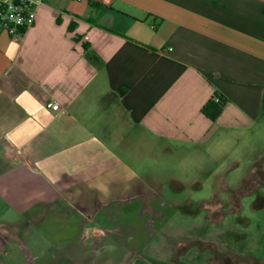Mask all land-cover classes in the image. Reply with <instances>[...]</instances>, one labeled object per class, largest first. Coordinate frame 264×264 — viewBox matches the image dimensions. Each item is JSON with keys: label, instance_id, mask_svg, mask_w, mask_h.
I'll return each instance as SVG.
<instances>
[{"label": "crops", "instance_id": "crops-1", "mask_svg": "<svg viewBox=\"0 0 264 264\" xmlns=\"http://www.w3.org/2000/svg\"><path fill=\"white\" fill-rule=\"evenodd\" d=\"M32 1L21 40L0 30V233L35 238L6 240L0 264H29L26 247L89 259L124 205L156 202L163 157L264 134V0Z\"/></svg>", "mask_w": 264, "mask_h": 264}, {"label": "rangeland", "instance_id": "rangeland-1", "mask_svg": "<svg viewBox=\"0 0 264 264\" xmlns=\"http://www.w3.org/2000/svg\"><path fill=\"white\" fill-rule=\"evenodd\" d=\"M234 157L240 159L239 165L229 166ZM156 170L163 187L152 189L150 196L161 202L126 204L125 212L115 216V221H121V231L134 236L130 248L148 246L147 253L178 264H260L264 257L263 133L243 141L239 151L227 146L219 153L163 157ZM220 204L228 208L224 217L211 214ZM237 204L242 207L238 209ZM6 217L10 215L1 218ZM55 225L49 220L44 226L52 229L45 235L51 241L59 229ZM32 238L25 237L27 241ZM55 250L35 252L37 264H65L55 260L59 257ZM126 250L115 248L107 264H124ZM69 254L76 258L75 252ZM83 264H90L89 259Z\"/></svg>", "mask_w": 264, "mask_h": 264}, {"label": "flooded vegetation", "instance_id": "flooded-vegetation-1", "mask_svg": "<svg viewBox=\"0 0 264 264\" xmlns=\"http://www.w3.org/2000/svg\"><path fill=\"white\" fill-rule=\"evenodd\" d=\"M151 199H155L156 200L155 203L161 202L160 199H156V198H151ZM149 204H153V203H149ZM236 206L238 209H240L242 207L240 204H237ZM222 209H224L225 212H223ZM227 210H228V208L226 205L220 204V206L218 208H216L211 214L218 213V214L222 215V217H224L225 215L229 214V212H227ZM151 211H152V208H151ZM144 229H146L145 225H144ZM118 231L121 234V236L118 235V232L114 233V234H110L109 235L110 241H106L104 237L98 238L96 236L93 238L92 248L86 249V251H90V256H89L90 264L97 261L96 260L97 258H102L103 255L107 252L110 254V258H105L104 262H105V264L110 263L112 261L113 251L117 247H123L125 249H129V250H126V251H128L127 252L128 258L124 264H178V263L172 262L170 260H166L163 258H157L154 255L147 253V247L148 246L147 247L142 246V248L136 247L135 249H132V247H133L132 246L130 248V245H131L130 242L135 240L133 238L134 236H132V234H130L128 232H124V231L122 232L120 228ZM25 237L26 236L22 235L20 232L17 234L0 233V254L3 253L1 251V248L3 247L6 240L14 239L17 241L18 245H22V246L24 245L25 246L24 243L28 242L27 239H25ZM22 252L24 253V254L22 253L24 255V257L28 259L29 264H37V259H36L37 257H35L34 252L27 249V247H26V250L25 251L22 250ZM58 253H59V257H58V259H55V260L62 259V261L65 264H83V261L81 262L78 258H72L71 255L69 254L70 252H67L68 254L65 258H62L63 253H61L60 251H58ZM113 261H114V258H113ZM260 264H264V257L261 259Z\"/></svg>", "mask_w": 264, "mask_h": 264}, {"label": "built area", "instance_id": "built-area-1", "mask_svg": "<svg viewBox=\"0 0 264 264\" xmlns=\"http://www.w3.org/2000/svg\"><path fill=\"white\" fill-rule=\"evenodd\" d=\"M37 3L32 0H0V30L6 32L14 41L21 40L35 25L33 8ZM51 109L58 111L60 107L53 104Z\"/></svg>", "mask_w": 264, "mask_h": 264}, {"label": "trees", "instance_id": "trees-1", "mask_svg": "<svg viewBox=\"0 0 264 264\" xmlns=\"http://www.w3.org/2000/svg\"><path fill=\"white\" fill-rule=\"evenodd\" d=\"M226 104L227 102L221 97H215L202 108V113L210 120L216 121L221 116Z\"/></svg>", "mask_w": 264, "mask_h": 264}]
</instances>
